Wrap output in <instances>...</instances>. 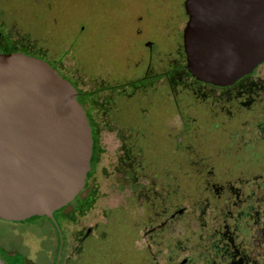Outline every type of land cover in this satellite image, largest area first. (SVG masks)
I'll use <instances>...</instances> for the list:
<instances>
[{"label": "rangeland", "instance_id": "374dc122", "mask_svg": "<svg viewBox=\"0 0 264 264\" xmlns=\"http://www.w3.org/2000/svg\"><path fill=\"white\" fill-rule=\"evenodd\" d=\"M181 4L182 0H0V20L3 24L0 27V52L21 51L35 57L46 52L53 63L49 59L46 61L55 66L75 87L77 101L86 110V116L92 126L90 132H93V162L90 175L86 178L82 191L53 215L64 236L61 264H66L69 257L75 256L86 232L97 223L103 222L104 210L121 203L127 194L128 189L120 184L122 175L118 168L125 156L123 139L129 135V126L119 128L114 121L107 119L105 111L109 106H114L110 98L116 94H132L138 89L143 90L142 94L147 93L144 91V85H150L149 79L143 82L146 84H130L127 78L133 74L131 65L135 66L136 71L145 65L149 54L141 45L145 37L156 45L150 49L154 58L146 76L154 74L157 69H165L168 65L184 64L181 39L175 49L170 48L173 36L175 37L178 32L181 34L186 20L184 16L176 27L178 32L177 30L174 32L173 25L183 11ZM140 6L143 7L141 10L144 13L141 22L137 21L136 24L133 20L136 12L134 10ZM133 25L140 28L137 35L131 32ZM66 44L73 50L70 49L60 56V51L62 47L66 49ZM42 45L46 48L39 47ZM104 69L107 71L104 72ZM175 72L177 74L175 77L182 73L178 69ZM102 77L105 80H100ZM180 81L182 86L189 85L201 96H233L244 106L253 99L264 100V62L256 66L251 74L223 89L211 88L210 85L201 83L191 84L188 78ZM153 83L155 85L162 83L161 78L154 80ZM165 87L161 85L160 89L149 90L147 93L152 97V104L149 107L151 117L159 115L160 112L164 114L169 112L167 108L158 105L161 103ZM113 102L121 109L118 116H122L128 122L129 118L125 113L131 108L129 101L118 95L114 97ZM258 121L244 129L247 135L244 139L247 142H251L254 135L256 137L259 134L263 137L261 131L264 124L261 125ZM171 126H174L173 123ZM217 139L214 141H224L218 137ZM254 180L257 192L259 185L264 182V177L260 179L254 176ZM262 188L264 189V186ZM220 189L218 185L213 186L215 193ZM227 192L230 196L224 206L227 207L230 203V206L236 207L241 200L238 189L228 184ZM259 198L264 199V190L255 194L253 203ZM256 207L259 208V204L250 206V209ZM200 208L191 214L182 206L167 215L161 223L139 232L138 243L147 245L155 264H165L161 257L166 249L168 250V243L171 242V249L174 245L177 247L178 239L185 229L195 232L203 216H206L209 222L213 221V217L208 216V208ZM230 210L227 209L225 212L228 213ZM239 213L242 214V211ZM252 222V239L247 242L249 258L227 250L225 254L231 258L228 264H245L246 260L258 264L250 256L261 252L259 244L264 243V216H258L253 210ZM55 234L49 221L42 217H34L25 222L0 219V258L9 264L8 253L16 252L23 257V264H52L56 246ZM230 238L231 235L226 236L229 247ZM177 256L181 259L188 258L186 252H181ZM86 264H93V259L88 260Z\"/></svg>", "mask_w": 264, "mask_h": 264}, {"label": "trees", "instance_id": "16d2710c", "mask_svg": "<svg viewBox=\"0 0 264 264\" xmlns=\"http://www.w3.org/2000/svg\"><path fill=\"white\" fill-rule=\"evenodd\" d=\"M142 8L140 6L134 10L133 20L136 24L142 20ZM162 9L164 11V7ZM184 16L182 11L173 25L174 32ZM2 25L0 20V27ZM17 30L24 33L21 29ZM131 32L133 35L140 33L138 25H133ZM172 41L170 48L175 49L180 43L179 32L173 36ZM141 45L149 53L147 55L145 52L147 60L140 69L136 65L137 71L130 64L133 74L127 77L130 79L128 81L130 84H146L143 82L149 79L150 85H144L147 93L149 90L160 89L161 85L166 86L162 92V104L158 105L167 108L169 112L164 114L159 110V115L151 117L149 107L152 97L147 93L142 94L143 90L140 89L132 94H116L110 98L114 106L106 109L107 119L114 121L119 128L129 126V135L123 139L125 156L118 168L122 175L120 184L128 191L121 203L104 210L103 222L97 223L85 235L75 256L69 257L66 264H86L90 259H93V264H155L147 245L138 243L139 232L161 223L167 215L182 206L191 214L200 207L208 208V216H212L213 221L209 222L202 215L203 219L195 232L185 229L181 233L178 248L174 245L171 249V242L168 243V250L161 257L163 263L228 264L231 258L225 254L227 250L249 258L247 242L252 239L253 210L258 216H264V199L259 198L253 203L255 194L264 190V182L259 185L257 192L254 185V176L260 179L264 177V129L261 131L263 137L254 135L251 142L244 139L247 136L244 129L257 120L259 124H264V100L253 99L244 106L233 96H201L189 85L182 86V81L176 79L174 71L178 69L182 71L179 74L181 79L186 77L191 84L200 83L184 72L181 63L157 69L154 74L146 76L154 58L150 49L156 45L146 37ZM39 47L46 48L45 45ZM65 48L62 47L60 56L73 50L68 44ZM37 57L45 61L49 59L46 52ZM50 61L53 63V60ZM51 63L49 62L50 65ZM51 66L61 75L55 66ZM160 78L162 83L155 85L154 80ZM100 80L105 79L102 77ZM211 88L223 89L215 86ZM118 95L125 97L131 104L130 110L125 113L130 119L128 122L118 116L121 109L113 102ZM87 121L92 131L90 119L87 118ZM217 137L224 141L215 142ZM92 162L91 148L85 181L90 175ZM228 184L238 189V196L241 197L237 204L239 208L230 206V203L227 207L224 206L230 196L227 192ZM215 185L221 187L219 192L213 191ZM258 204L259 208L250 209V206ZM227 209L230 210L228 213L225 212ZM228 235H231L230 247L226 243ZM259 250L261 252L250 258L258 264H264V243L259 244ZM181 252H186L188 258H177ZM14 255L13 262L10 261L9 264H23L22 257L17 253ZM251 263V260H246L245 264Z\"/></svg>", "mask_w": 264, "mask_h": 264}, {"label": "water", "instance_id": "95a60500", "mask_svg": "<svg viewBox=\"0 0 264 264\" xmlns=\"http://www.w3.org/2000/svg\"><path fill=\"white\" fill-rule=\"evenodd\" d=\"M182 8L184 68L196 81L226 87L264 62V0ZM91 148L75 87L39 57L0 52V219L53 221L83 188Z\"/></svg>", "mask_w": 264, "mask_h": 264}, {"label": "flooded vegetation", "instance_id": "af4514ba", "mask_svg": "<svg viewBox=\"0 0 264 264\" xmlns=\"http://www.w3.org/2000/svg\"><path fill=\"white\" fill-rule=\"evenodd\" d=\"M182 30V29H181ZM180 37H181V34H180ZM181 39V38H180ZM181 48H182V46H181ZM183 52V51H182ZM183 68H184V64H183ZM184 70V72H186L187 73V71L185 70V68L183 69ZM190 76V75H189ZM191 77V76H190ZM186 78V77H185ZM192 78V77H191ZM242 78V77H241ZM66 79V78H65ZM176 79L177 80H181V77L180 76H177L176 77ZM240 79V78H239ZM238 79V80H239ZM195 80V79H194ZM237 80V81H238ZM236 81V82H237ZM198 82V81H197ZM236 82H234L233 84H235ZM200 83H202V82H200ZM202 84H205V83H202ZM232 84V85H233ZM206 85H209V84H206ZM232 85H229V86H232ZM212 86V85H211ZM229 86H226V87H229ZM223 88H225V87H223ZM82 106V105H81ZM90 127V126H89ZM91 133V132H90ZM92 139V138H91ZM63 207H61L60 209H58L57 211H54L53 212V214H52V217H53V215H54V213H56V212H58L59 210H61ZM34 217H38V216H34ZM34 217H29V218H27V219H25V220H22V221H11V222H25V221H27V220H29V219H31V218H34ZM42 218H45L46 220H48L49 221V223L52 225V227H53V229H54V231H55V237H56V246H55V249H54V256H53V260H52V264H59V261H60V264H61V261H62V255H63V250H64V236H63V232L61 231V229L59 228V226L57 225V223L55 222V220H54V217H53V221H51L49 218H46V217H43V216H41ZM89 231H87L86 232V234L88 233ZM85 234V235H86ZM85 235H84V237H85ZM14 254H16V252H13V253H8V263L10 262V261H12L13 262V260H12V258H13V256H15ZM1 259V258H0ZM22 260H23V257H22ZM1 261H3L2 259H1ZM3 263L4 264H7L6 262H4L3 261ZM32 264V263H31Z\"/></svg>", "mask_w": 264, "mask_h": 264}]
</instances>
